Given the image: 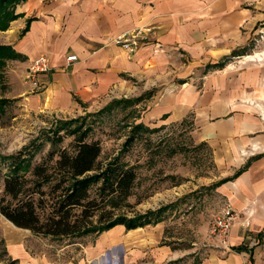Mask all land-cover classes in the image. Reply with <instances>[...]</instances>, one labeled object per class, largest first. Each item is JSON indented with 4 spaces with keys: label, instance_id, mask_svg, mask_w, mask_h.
I'll list each match as a JSON object with an SVG mask.
<instances>
[{
    "label": "crops",
    "instance_id": "crops-1",
    "mask_svg": "<svg viewBox=\"0 0 264 264\" xmlns=\"http://www.w3.org/2000/svg\"><path fill=\"white\" fill-rule=\"evenodd\" d=\"M255 1L26 0L17 5L21 16L7 30H0V45H11L20 55L4 68L13 96L22 97L34 110L66 116L126 96L139 82L150 88L160 80L149 107L151 117L176 121L195 111L202 121L197 142H208L219 159L243 160L230 175L243 170L216 186L239 219L226 242L210 235L212 248L204 257L163 244L161 221L130 230L118 224L97 235L76 237L66 247L59 246L63 248L56 256L44 251L34 256L33 243L19 230L13 237L5 235L12 262L264 264V149H259L257 135L264 131V122L253 111L250 121L244 119L241 104L229 96L242 93L230 88V71L197 73L198 65L217 62L247 42ZM139 27H151L152 32L136 53L129 54L115 43V37ZM181 53L196 65L195 72L182 71ZM70 54H76L77 60L68 63ZM42 55L48 57L51 69L39 74L41 87L34 88L26 83V72ZM173 58L179 66L171 78L161 81L170 74L166 67ZM48 237L53 238L42 235V242ZM242 244L245 250H233Z\"/></svg>",
    "mask_w": 264,
    "mask_h": 264
},
{
    "label": "rangeland",
    "instance_id": "rangeland-1",
    "mask_svg": "<svg viewBox=\"0 0 264 264\" xmlns=\"http://www.w3.org/2000/svg\"><path fill=\"white\" fill-rule=\"evenodd\" d=\"M255 5L256 15L248 28L250 33L247 42L240 48L232 49L217 62L198 65L197 73L230 71V88L232 91L241 89L242 93L229 96H234V103L241 104L244 119L250 121V111H253L256 119L260 115L264 122V0H256ZM181 54L182 71L195 72L196 65L184 58V53ZM176 62V58L167 62L166 70L170 74L166 72L167 75L161 81L172 77L179 66ZM217 63L224 65L214 66ZM4 68L0 73V98H7L10 102L5 104L4 112L0 111V155L14 154L33 139L46 133L53 134L59 119L78 118L80 123L90 129L88 140L100 142L102 153L99 160L102 166L121 153L122 161L133 165L137 173L129 197L125 200L120 197L115 201L104 200L92 217L93 221L96 222L101 215L105 219L109 215L132 217L167 206L164 220L160 223L165 225V238L162 243L181 248L190 252V255L199 253L198 257L207 254L212 248V223L227 204L226 197L217 190L214 183L232 177L235 173L230 175L229 172L240 169L243 160L219 159L215 149L208 142H197L202 121L197 120L195 111L189 112L183 120L152 118L149 107L152 105L153 95L160 88V80H157L150 88L139 82L131 93L115 97L105 105L98 104L66 116H57L34 110L22 97L13 96L10 85L6 84ZM136 98L141 100L133 103L115 102ZM138 123H144L148 128L136 131L134 125ZM60 134L64 135V138L57 147L72 149L75 136L63 132ZM133 134L135 139L126 148V142ZM257 135L261 140L259 149H264V131ZM50 149L49 144H46L39 159L46 156ZM1 169L0 198L6 173L3 162ZM97 191L98 186L93 187L92 196H97ZM18 228L0 211V264H19L10 260L5 246V235L13 237L19 230L25 233L29 243H33L31 252L34 256L42 251L56 256L59 248L66 247L76 238L48 237L42 242V235H36L30 229ZM36 245H39V249ZM104 264L112 263L111 260L105 259Z\"/></svg>",
    "mask_w": 264,
    "mask_h": 264
},
{
    "label": "trees",
    "instance_id": "trees-1",
    "mask_svg": "<svg viewBox=\"0 0 264 264\" xmlns=\"http://www.w3.org/2000/svg\"><path fill=\"white\" fill-rule=\"evenodd\" d=\"M26 0H0V30H7L13 20L21 16L16 12L19 3ZM30 22V20H29ZM28 26L23 30V34ZM19 53L11 45H0V73L10 59L19 58ZM224 63H217L216 67ZM120 99L115 102L140 101ZM10 101L0 98V111ZM78 118L59 119L53 134L41 135L21 150L10 155H0L1 163L6 166L4 189L0 198L1 213L14 225L30 229L33 233L53 238L80 237L89 233H101L118 224H124L128 230L157 224L164 220L167 206L134 215H101L96 222L92 217L99 210L104 200L129 197L137 178L136 169L122 161L121 153L102 166L99 158L102 147L98 141L88 140L89 128ZM135 130L147 129L144 123L134 125ZM63 134L75 136L72 149L58 148L63 141ZM135 135L126 142L128 148ZM46 144L51 147L46 156L39 159ZM126 150V149H125ZM221 179L214 186L234 179ZM98 186V195L92 196V188ZM245 245L234 246L233 250L242 251Z\"/></svg>",
    "mask_w": 264,
    "mask_h": 264
},
{
    "label": "built area",
    "instance_id": "built-area-1",
    "mask_svg": "<svg viewBox=\"0 0 264 264\" xmlns=\"http://www.w3.org/2000/svg\"><path fill=\"white\" fill-rule=\"evenodd\" d=\"M151 27H139L134 30H129L121 35L115 37V43L122 46V48L129 54L136 53L141 45L148 41ZM161 49V46L158 47ZM76 54H70L67 56L68 63H72L77 60ZM51 69L49 59L47 56L42 55L39 58L32 61L27 72L25 81L34 88L41 87V81L39 74ZM239 219L238 211L229 202L222 208V210L216 215L211 226V234L215 237L223 239L225 242L228 239L231 228Z\"/></svg>",
    "mask_w": 264,
    "mask_h": 264
}]
</instances>
